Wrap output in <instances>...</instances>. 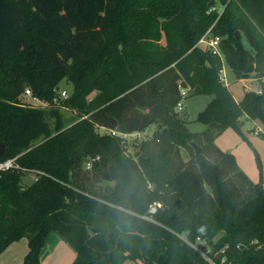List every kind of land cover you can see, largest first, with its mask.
Masks as SVG:
<instances>
[{
  "label": "trees",
  "instance_id": "1",
  "mask_svg": "<svg viewBox=\"0 0 264 264\" xmlns=\"http://www.w3.org/2000/svg\"><path fill=\"white\" fill-rule=\"evenodd\" d=\"M211 28L237 79L264 77V0H0V162L17 166L0 171V255L26 238L23 264H41L56 233L72 264H264L263 182L215 144L241 133L242 117L264 125V93L235 100L222 59L198 47ZM64 80L63 104L81 118L69 127L20 100L30 89L54 103ZM184 89L213 96L195 120L202 133L178 115ZM154 125L134 154L99 132Z\"/></svg>",
  "mask_w": 264,
  "mask_h": 264
},
{
  "label": "rangeland",
  "instance_id": "2",
  "mask_svg": "<svg viewBox=\"0 0 264 264\" xmlns=\"http://www.w3.org/2000/svg\"><path fill=\"white\" fill-rule=\"evenodd\" d=\"M223 9H224L223 6H218L219 12H222ZM158 31H159L158 33L159 39H156V41H154V44L156 45L157 48L165 47L167 45L165 34L164 32H162L161 28L158 29ZM243 43L245 44V47L247 49H250V46L244 37H243ZM222 59H223V69L226 74L225 85L228 86L235 100L238 101L242 100L246 92L254 90L259 87L260 82L257 80L250 81V80L237 79L233 70L229 66L228 62L225 60L224 57ZM250 79H255V76L252 75ZM58 89L59 91H66L70 95L73 90V85L71 83H68V81L64 80L59 85ZM29 91L32 93L30 89ZM212 99L213 96L210 95L191 96L185 99L184 101L185 107L182 111L176 109L179 117H182L183 120L186 121L187 123L186 127L189 131L195 133H202L206 131L207 126L195 120L197 119L198 115L205 110V108L212 101ZM20 100L26 106H32L45 113H48L51 110V108L54 109V111L57 112L56 114L59 116L62 125L65 127H69L81 119L76 112L71 111L67 107H65V105L63 104L64 102L63 100H61L59 104L55 105L53 102L47 103L40 99H34L27 92H25L20 97ZM241 120H242V125L240 126L242 131L241 133H238L233 128H228L223 133H221L216 137L215 144L222 151L232 153L236 157L239 167L245 172V174L254 183H259L260 181H262L264 186V125L259 121H253L246 117H242ZM57 121L58 119L56 118H48V117L45 118V125L47 128H49L50 132H54ZM157 129L158 126L155 125L153 127L152 132L148 131L146 133L145 132L140 133V135L135 137H128L126 139H122L121 142L122 146H124V149L126 150L127 153L134 154L135 151L140 146L141 142L150 139L153 133ZM258 130H260L261 132L260 135L255 134V132ZM99 132L101 134H106V132L103 129H99ZM38 142H40V140L37 141V143ZM180 154L185 162H189L191 160V156L186 149L180 148ZM257 156L259 159L257 158ZM36 178H37L36 173H28L22 178V182L24 185L27 186L32 184L36 180ZM104 186H106V184H104ZM54 234L55 235L53 237L57 236L59 240H61L60 241L61 243L53 242L52 238L51 240H49L48 238L47 241L48 243L42 255V263L72 264L73 261L75 260V257H72L73 255L70 252H73V254H75L74 250L67 243H65V241H63L56 233ZM218 238L219 237H217L214 240L217 241ZM12 248L15 247H11L9 251L6 250L4 251L5 253L3 252L4 254L2 253L0 255V264H17L16 261L18 259L13 261V256L15 255L19 256L18 261H20V259H23L21 262H18L20 264H23V261L28 252L26 253L25 250L24 252H20L18 250L14 254L11 253L12 252L11 250H16V249H12ZM123 264H140V263L132 260H127Z\"/></svg>",
  "mask_w": 264,
  "mask_h": 264
},
{
  "label": "built area",
  "instance_id": "3",
  "mask_svg": "<svg viewBox=\"0 0 264 264\" xmlns=\"http://www.w3.org/2000/svg\"><path fill=\"white\" fill-rule=\"evenodd\" d=\"M221 41L222 38L215 36L212 32V28L200 39L199 43H198V47H200L201 49L205 50V51H209L211 52L213 55L219 56L221 59L224 57L222 51H221ZM223 61V59H222ZM220 79L221 81L225 84L226 83V74L224 72V69H222L221 73H220ZM257 81H259V87L251 90L254 91L255 93L261 95L264 93V77L257 79ZM28 94H30L31 97H33L34 99H38L36 97L33 96V94L29 91V89H26V91ZM182 93V101L178 104L177 109L179 111H182L184 109V101L188 95V90L184 89L181 91ZM70 95L66 92V91H57V96L54 98V104H59V102L61 100L65 101L67 99H69ZM38 101V100H37ZM39 102V101H38ZM103 129L106 134H110L112 136H117L120 137L121 139H126L128 137H135L140 135V133H133V134H124V133H120L117 130H110L107 128H101ZM256 135H260L261 132L260 130L255 132ZM17 168V166L15 165V160H8L5 162H0V171H8L11 169ZM91 168V164L87 163L86 165V169L89 170ZM156 212V208L152 207L150 209V213L154 214Z\"/></svg>",
  "mask_w": 264,
  "mask_h": 264
},
{
  "label": "crops",
  "instance_id": "4",
  "mask_svg": "<svg viewBox=\"0 0 264 264\" xmlns=\"http://www.w3.org/2000/svg\"><path fill=\"white\" fill-rule=\"evenodd\" d=\"M242 80H250V81H254V80H257L256 78L255 79H242ZM228 87V86H227ZM229 89V88H228ZM251 90V89H250ZM237 102H240V101H238V100H236ZM184 107H185V104H184ZM246 117V116H245ZM247 118V117H246ZM155 126V125H154ZM154 126H152L149 130H147L146 132H148V131H150V132H152L153 131V127ZM145 132V133H146ZM55 234H52L50 237H49V240H51V238H52V241L53 242H57V243H59L61 240H59V238L57 237V236H55V237H53ZM57 237V238H56ZM26 238H24V239H22V240H20V241H17V242H15V243H13L12 245H10L8 248H7V251H9L10 249H11V247H15V248H12V249H16V250H11L12 252L11 253H16L18 250L20 251V252H24V250L26 251V253L28 252V240L26 239ZM22 241H25V242H22ZM48 243V242H47ZM61 243V242H60ZM66 243V242H65ZM61 245V244H60ZM70 251V250H69ZM75 252V251H74ZM5 253V252H4ZM3 253V254H4ZM70 253H72V257H76V253L75 254H73V252H70ZM75 255V256H74ZM25 257V256H24ZM19 260V256L17 255H15V256H13V261L14 260ZM16 261L17 262V264H20V263H18V262H21L23 259H20V261ZM41 264H43V263H41ZM68 264V263H67Z\"/></svg>",
  "mask_w": 264,
  "mask_h": 264
},
{
  "label": "water",
  "instance_id": "5",
  "mask_svg": "<svg viewBox=\"0 0 264 264\" xmlns=\"http://www.w3.org/2000/svg\"><path fill=\"white\" fill-rule=\"evenodd\" d=\"M214 4V1L210 2L208 7L210 8L212 5ZM236 37L237 39H240L241 37V32H237L236 33ZM159 129H162V126H159ZM192 147L195 149L196 154H199L201 152V147L199 145H197L195 142L191 143ZM4 151V145H0V155L3 153ZM139 153H136L135 157H138ZM22 193H24V190H22Z\"/></svg>",
  "mask_w": 264,
  "mask_h": 264
},
{
  "label": "clouds",
  "instance_id": "6",
  "mask_svg": "<svg viewBox=\"0 0 264 264\" xmlns=\"http://www.w3.org/2000/svg\"><path fill=\"white\" fill-rule=\"evenodd\" d=\"M200 231H201V232H203V231H204V229H203V228H201V229H200Z\"/></svg>",
  "mask_w": 264,
  "mask_h": 264
}]
</instances>
